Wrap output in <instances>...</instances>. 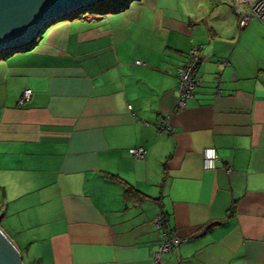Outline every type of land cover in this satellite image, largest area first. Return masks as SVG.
Wrapping results in <instances>:
<instances>
[{
  "label": "crops",
  "instance_id": "obj_1",
  "mask_svg": "<svg viewBox=\"0 0 264 264\" xmlns=\"http://www.w3.org/2000/svg\"><path fill=\"white\" fill-rule=\"evenodd\" d=\"M238 19L228 0H129L0 57V226L22 257L154 264L162 212L185 238L161 264H264V22ZM194 44L199 80L179 106Z\"/></svg>",
  "mask_w": 264,
  "mask_h": 264
},
{
  "label": "water",
  "instance_id": "obj_2",
  "mask_svg": "<svg viewBox=\"0 0 264 264\" xmlns=\"http://www.w3.org/2000/svg\"><path fill=\"white\" fill-rule=\"evenodd\" d=\"M99 0H0V57L31 48L50 23L79 15ZM70 16V17H72ZM0 264H23L22 253L0 226Z\"/></svg>",
  "mask_w": 264,
  "mask_h": 264
},
{
  "label": "built area",
  "instance_id": "obj_3",
  "mask_svg": "<svg viewBox=\"0 0 264 264\" xmlns=\"http://www.w3.org/2000/svg\"><path fill=\"white\" fill-rule=\"evenodd\" d=\"M231 8L238 13V23L243 26L250 18L256 17L264 22V0H228ZM198 45H192L186 54L185 60L181 66L177 68V85L179 97L177 104L184 105L185 99L191 95V92L199 80L196 76L195 70L199 63ZM31 89L26 87L23 89L18 102H24L29 99ZM167 115L159 116L155 125L159 129L171 130V124ZM128 151L137 158H141L144 154V148L139 146L130 147ZM218 161V156L215 147L212 145L205 146L202 150V166L204 168H213ZM226 165V170H229ZM153 224L160 231V242L158 243L154 253V264H161L163 261V254L167 253L174 245L181 242L185 237L172 232L165 224L164 215L162 212L156 213L153 218Z\"/></svg>",
  "mask_w": 264,
  "mask_h": 264
},
{
  "label": "rangeland",
  "instance_id": "obj_4",
  "mask_svg": "<svg viewBox=\"0 0 264 264\" xmlns=\"http://www.w3.org/2000/svg\"><path fill=\"white\" fill-rule=\"evenodd\" d=\"M119 0H99L94 4L95 9H89L88 11H97V10H101V9H105V8H113L118 4ZM110 10V9H109ZM82 14V11L79 15ZM256 18V17H255ZM258 19V18H256ZM63 19L54 21L52 23H50L47 27L44 28V30L38 35V40L40 39H45L47 37V34L55 27V25L59 24L60 22H62ZM15 51V52H19ZM7 231V230H6ZM5 231V232H6ZM9 236L13 237L15 236L14 233H12V231H7L6 232ZM23 252L25 251L24 247H22ZM23 258V264H32V258L29 257L26 253H24V257Z\"/></svg>",
  "mask_w": 264,
  "mask_h": 264
},
{
  "label": "trees",
  "instance_id": "obj_5",
  "mask_svg": "<svg viewBox=\"0 0 264 264\" xmlns=\"http://www.w3.org/2000/svg\"><path fill=\"white\" fill-rule=\"evenodd\" d=\"M129 0H119V2H118V4L115 6V7H113V8H109L110 10H116V9H118V8H122V7H124L126 4H127V2H128ZM94 7V6H93ZM95 8V7H94ZM108 8H105V9H101L100 11H104V10H109ZM70 16H72V14H67V18L68 17H70ZM23 50H25V49H23ZM110 175H113V174H111L110 173ZM127 194L129 195V194H133L132 196H135L137 199H143V195H142V193H140L139 191H137V190H135V189H131L130 187H127ZM218 221H211V222H208L204 227H210L211 225H213V224H215V223H217Z\"/></svg>",
  "mask_w": 264,
  "mask_h": 264
}]
</instances>
